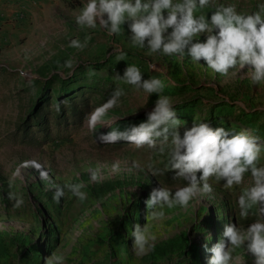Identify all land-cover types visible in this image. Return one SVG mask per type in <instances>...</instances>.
I'll use <instances>...</instances> for the list:
<instances>
[{"label":"rangeland","instance_id":"1","mask_svg":"<svg viewBox=\"0 0 264 264\" xmlns=\"http://www.w3.org/2000/svg\"><path fill=\"white\" fill-rule=\"evenodd\" d=\"M52 1L35 3L37 15L19 17L23 30L0 38V264H45L52 253L62 255L64 264H208L225 225L246 228L258 218V206L244 218L237 204L252 184L251 173L232 188L212 178V192L198 193L186 208L165 207L164 217L153 219L145 203L151 191L161 186L175 191L186 181L173 179L171 171L151 173L149 165L166 168V154L97 137L145 121L162 95L180 119L181 136L193 122H209L213 129L247 130L264 145V82L254 84L247 65L225 76L187 54L150 53L132 44L130 21L109 35L98 21L94 28L77 23L86 0ZM228 1L198 7L195 15L210 19L220 4L252 13L264 4ZM86 37L82 50L69 46ZM196 39L204 41L205 35ZM68 60L74 70L65 66ZM128 65L137 66L145 79L162 80L163 91L149 95L114 79ZM62 82L79 87L63 92ZM116 89L124 93L118 105L90 130L86 117ZM124 121L133 122L123 126ZM257 166L264 167V147ZM97 170L93 181L91 172ZM81 183L83 201L66 187ZM57 186L64 190L59 203L53 200ZM17 199L23 200L19 207ZM136 224H148L156 237L142 255L134 251ZM232 255V264H254L246 246Z\"/></svg>","mask_w":264,"mask_h":264},{"label":"clouds","instance_id":"2","mask_svg":"<svg viewBox=\"0 0 264 264\" xmlns=\"http://www.w3.org/2000/svg\"><path fill=\"white\" fill-rule=\"evenodd\" d=\"M209 3L210 0H86L76 19L78 24L93 28L98 21L109 35L118 34L121 25L130 21L128 27L134 46L147 47L150 53L167 56L183 57L187 54L193 61L203 60L208 68L225 76L230 69L238 67L241 70L247 65L253 83L264 82V4L258 5L259 10L252 13L237 12L234 5L220 4L210 19L204 14L195 15L198 7L202 9ZM202 34L205 35L204 41L196 39ZM87 40V37L84 43L72 40L69 46L82 50L87 46ZM124 55L121 52L118 59ZM65 66L74 70V61H66ZM114 79H122L137 91L149 95L159 94L164 88L162 80L145 79L135 65H128L123 76L115 73ZM122 95L123 90H114L104 105L86 117L90 130L95 129L109 109L118 105ZM180 127V119L170 99L158 95L155 106L146 113L145 121L129 125L124 131L113 129L101 133L97 138L103 143L124 140L136 148L147 146L166 154V168L149 165L151 173L161 175L164 171H171L173 179L186 181L185 186L175 191L162 186L151 191L145 203L151 210L148 216L153 219H162L165 207L171 209L179 205L186 208L198 193L212 192L209 183L212 178L217 182L222 180L224 187L232 188L241 185L245 174L250 172L252 184L242 191L237 204L239 215L244 218L253 206H258V218L246 228L232 223L225 225L223 238L210 249L212 255L208 264H232L233 251L241 246H246L253 255L254 264H264V167L257 166L264 145L259 142V137L247 130L233 133L224 127L213 129L209 122H193L181 136ZM117 168L118 164H114L113 169ZM91 179H98V170L91 172ZM66 187L81 201L87 198V194L81 191L82 183ZM63 195V188L57 186L53 200L59 203ZM22 203V199H17L15 206ZM131 235L137 255L145 254L152 246L150 242L156 239L148 224L143 227L136 224ZM45 264H64V257L52 253Z\"/></svg>","mask_w":264,"mask_h":264},{"label":"crops","instance_id":"3","mask_svg":"<svg viewBox=\"0 0 264 264\" xmlns=\"http://www.w3.org/2000/svg\"><path fill=\"white\" fill-rule=\"evenodd\" d=\"M35 3H53L52 0H0V38L10 33L23 30L21 26L23 19L19 18L25 12L33 14L39 13L40 5ZM210 3H219V0H210ZM232 3V1H228ZM241 3H264V0H241ZM37 6V7H36ZM27 10V11H26ZM29 10V11H28ZM15 17L13 20L12 18Z\"/></svg>","mask_w":264,"mask_h":264},{"label":"trees","instance_id":"4","mask_svg":"<svg viewBox=\"0 0 264 264\" xmlns=\"http://www.w3.org/2000/svg\"><path fill=\"white\" fill-rule=\"evenodd\" d=\"M61 84H62L63 89H64L63 92H68V91L71 90V88H75V86H76V87H79V85L72 86V85L67 84L66 82H62ZM80 86H81V85H80ZM88 86H90V84H88ZM132 122H133V121H131V122H129V121H124L123 124H122V123H121V124L124 126V125L131 124Z\"/></svg>","mask_w":264,"mask_h":264}]
</instances>
